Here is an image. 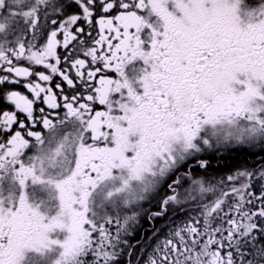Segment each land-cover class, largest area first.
<instances>
[{"label": "snow or ice", "instance_id": "snow-or-ice-1", "mask_svg": "<svg viewBox=\"0 0 264 264\" xmlns=\"http://www.w3.org/2000/svg\"><path fill=\"white\" fill-rule=\"evenodd\" d=\"M0 103V264H120L150 194L144 264H264V167L195 173L264 150V0H0Z\"/></svg>", "mask_w": 264, "mask_h": 264}, {"label": "trees", "instance_id": "trees-1", "mask_svg": "<svg viewBox=\"0 0 264 264\" xmlns=\"http://www.w3.org/2000/svg\"><path fill=\"white\" fill-rule=\"evenodd\" d=\"M229 152L230 151H228V149H225L221 152L229 154V157H227L228 159L225 158L222 160L219 165H215L214 160H212L213 157H209L207 159L208 168L204 171H199L198 168H196V175L200 177H207L210 180L217 179L216 174H219L220 177H223V173L229 171V169L238 163V160H244V158L241 156L243 153L235 154V152ZM150 204H152V202H149L147 205L149 206ZM153 205L156 207V204H152L150 207H153ZM185 210L190 211V206L186 205ZM149 212L150 208L143 210L145 219L143 221H138V231L133 236H130V238H124V240H126L128 243L122 244L121 246L123 249V264H128L127 253L129 251L132 252V264H136L137 260H140V262L144 261L147 258V255L151 253L155 244L159 242L166 233H169L170 229L181 224L187 218L185 216V211H170L166 216L160 217L158 220L157 218L159 217H156L154 219L155 221H150L149 217L151 213ZM150 223V226L153 228L149 226ZM156 232H158V236L155 238L151 237L152 234ZM129 245H131V249L129 248Z\"/></svg>", "mask_w": 264, "mask_h": 264}, {"label": "flooded vegetation", "instance_id": "flooded-vegetation-1", "mask_svg": "<svg viewBox=\"0 0 264 264\" xmlns=\"http://www.w3.org/2000/svg\"><path fill=\"white\" fill-rule=\"evenodd\" d=\"M66 2H68V0H66ZM71 11L73 13H75L76 11H78V9L73 8V9H71ZM9 87L14 88V89H18L21 92H26L25 89L20 88L17 85H10ZM41 106L46 107L45 105H37L36 107H41ZM101 107L102 106L97 105V108H101ZM8 108H11V106L7 105V104L0 103V109H8ZM228 151L235 152V154L243 153L241 156L244 158V160H238L237 161L238 163H236L231 169H229V171L223 173V177L227 176L228 174L235 172L237 169H249L252 171H257L260 168L264 167V150H262L259 145H256L254 147H249L247 145H245V146H235L234 145L232 148L229 147ZM203 157L206 160L209 157H213L212 160H214L215 165H219L222 160H224L225 158L228 159L227 157H229V154L218 153V154L207 155V156L203 155ZM198 170L204 171L205 169L198 168ZM216 177H217V179L220 178L219 174H216ZM170 182H171V180L168 181V183H170ZM257 183L258 182H256L255 180L253 181V184H254L253 191L256 192L257 194H259L261 192V187L256 186ZM167 191H168V189L165 187L164 192H167ZM161 195H163V193H161ZM149 202H152V204H156V207H154V209H157V210L159 209L160 198L158 196H155V194H154V197ZM157 236L158 235H155L153 237H157ZM144 261L140 262V260H137L136 264H144ZM120 264H123L122 255L120 258Z\"/></svg>", "mask_w": 264, "mask_h": 264}, {"label": "rangeland", "instance_id": "rangeland-1", "mask_svg": "<svg viewBox=\"0 0 264 264\" xmlns=\"http://www.w3.org/2000/svg\"><path fill=\"white\" fill-rule=\"evenodd\" d=\"M232 147H233V146H231V148H232ZM225 149H229V147H228V146H221V147L218 148V149H209V150H207L205 153H203L202 155H206V156H207V155L218 154V153H221L222 151H224ZM256 186H259V187H260L259 183H257ZM153 197H154V194H150V195L147 197V199H145L144 201L141 202V206H139V207L137 208L136 219H135L134 221H131V222L129 223V225H128L129 232H128L127 235H124V236H123V239H124V238H130V236H133V235L138 231V229H137L138 221H143V220L145 219V214H143V210H144V209H146V208L149 209V208H150V212H149V213H152V212H154V211H157V209H154V208H153L154 205H153V207H150V206H152V204H150L149 206L147 205L148 202H149ZM153 209H154V210H153ZM151 211H152V212H151ZM127 214H128V215H131V212L128 211ZM170 216H171V214H170ZM154 219H155V218H152V219H150V221H155ZM158 219H160V217L157 218V220H158ZM150 225H151V223L149 224V226H150ZM150 227L153 228L152 226H150ZM157 233H158V232H156L155 234L153 233L151 237H153V236H155V235H158ZM167 235H168V233H166V234L160 239V241H162ZM153 238H155V237H153ZM144 258H145V257H144ZM145 260H146V259H145Z\"/></svg>", "mask_w": 264, "mask_h": 264}]
</instances>
